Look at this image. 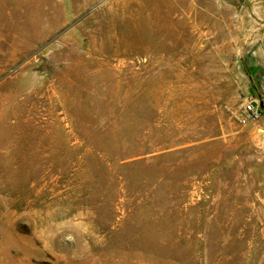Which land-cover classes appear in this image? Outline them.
<instances>
[{
    "label": "rangeland",
    "instance_id": "374dc122",
    "mask_svg": "<svg viewBox=\"0 0 264 264\" xmlns=\"http://www.w3.org/2000/svg\"><path fill=\"white\" fill-rule=\"evenodd\" d=\"M263 99L264 0H0V264H264Z\"/></svg>",
    "mask_w": 264,
    "mask_h": 264
},
{
    "label": "built area",
    "instance_id": "2783aa9c",
    "mask_svg": "<svg viewBox=\"0 0 264 264\" xmlns=\"http://www.w3.org/2000/svg\"><path fill=\"white\" fill-rule=\"evenodd\" d=\"M260 107V105L256 106L253 102L249 103L246 106V112L249 113L252 117L258 118L262 114V109Z\"/></svg>",
    "mask_w": 264,
    "mask_h": 264
},
{
    "label": "trees",
    "instance_id": "16d2710c",
    "mask_svg": "<svg viewBox=\"0 0 264 264\" xmlns=\"http://www.w3.org/2000/svg\"><path fill=\"white\" fill-rule=\"evenodd\" d=\"M263 107H264V99H263Z\"/></svg>",
    "mask_w": 264,
    "mask_h": 264
}]
</instances>
